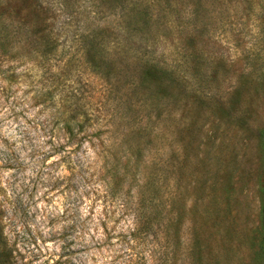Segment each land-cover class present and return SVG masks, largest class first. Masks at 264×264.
Returning <instances> with one entry per match:
<instances>
[{"label": "rangeland", "instance_id": "rangeland-1", "mask_svg": "<svg viewBox=\"0 0 264 264\" xmlns=\"http://www.w3.org/2000/svg\"><path fill=\"white\" fill-rule=\"evenodd\" d=\"M263 136L264 0H0V264H264Z\"/></svg>", "mask_w": 264, "mask_h": 264}, {"label": "trees", "instance_id": "trees-1", "mask_svg": "<svg viewBox=\"0 0 264 264\" xmlns=\"http://www.w3.org/2000/svg\"><path fill=\"white\" fill-rule=\"evenodd\" d=\"M263 144H264V136H263ZM133 231H132V233H133L132 235L133 236L130 235L129 236L130 237L129 239H131L132 237H134V232ZM0 251L2 253H4V254H5L6 251L9 252V249L7 248V245H6V243H5V241H4L3 237H2L1 231H0ZM5 255L7 257L9 254H5Z\"/></svg>", "mask_w": 264, "mask_h": 264}]
</instances>
